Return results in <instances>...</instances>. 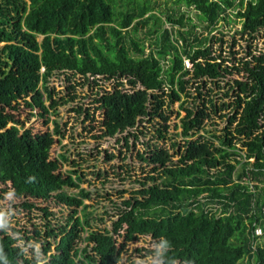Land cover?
Masks as SVG:
<instances>
[{"label": "trees", "instance_id": "16d2710c", "mask_svg": "<svg viewBox=\"0 0 264 264\" xmlns=\"http://www.w3.org/2000/svg\"><path fill=\"white\" fill-rule=\"evenodd\" d=\"M117 1L0 0V103L16 108L22 101L30 115L53 124L52 130L34 132L19 119L7 126L11 112L0 115L1 189L24 198L25 208H40L45 217L42 256H29L19 241L38 238L40 228L34 225L32 234L0 228V264H120L128 241L141 235H150L155 244L135 248L154 256L148 264H264V238L259 240L264 234V39L261 48L247 43L244 56L219 59L212 47L215 36L195 31L187 11L163 10L152 0H121L118 10ZM178 2L197 10L204 28L231 9L241 35L264 36V0H173ZM66 71L99 87L98 136L126 131L122 137L128 143L131 135L137 137L132 129L138 122L158 117L151 135L171 138L168 111L175 101L184 110L175 123L181 130L171 133L183 136L182 142H171L173 152L147 143L138 156L151 168L134 179L139 187L129 195L117 188L108 224L104 213L111 207L103 197L110 198L102 183L80 186L88 172L70 158L66 144L50 156L54 134L59 142L64 136L59 106L76 94L58 95L49 81ZM233 74L239 77L231 78L216 105L203 88ZM67 87L74 89L71 83ZM231 90L228 101L224 97ZM209 108H228L223 126L210 121L213 127H206ZM71 109L82 111L81 105ZM63 161L70 164L67 171ZM95 172L103 174L100 168ZM50 199L56 209L36 204Z\"/></svg>", "mask_w": 264, "mask_h": 264}, {"label": "rangeland", "instance_id": "374dc122", "mask_svg": "<svg viewBox=\"0 0 264 264\" xmlns=\"http://www.w3.org/2000/svg\"><path fill=\"white\" fill-rule=\"evenodd\" d=\"M152 1L163 10H165L166 6H173L179 12L181 10L187 11L186 13L190 16L192 23L196 24L194 28L195 31L202 32L203 35L208 33L209 35L215 36L212 47L215 54L221 53L219 59L224 57L231 61L232 58L246 55L247 43L249 42L258 48L263 47L264 36L257 35L256 38L251 40L248 38V35H241L240 32L237 31L240 28L241 22L235 17L233 12H231V9H228V13L225 14V17H220L214 25H211L209 28H204L205 22L200 18L199 12L193 6H187L182 2L173 3V0ZM121 5V0H118L116 9H121ZM164 25L168 28L171 27L169 22H165ZM139 33L140 35L144 34L143 30H139ZM253 45L251 48L255 50ZM185 64L190 65L191 63L189 60L185 59ZM69 73L70 71L60 72L59 74L53 75L49 81V84L54 88L58 95L69 97L73 93L76 94L72 100L59 106L58 115L56 117L58 118L62 131L64 132V136L59 142L57 139L59 135L54 134L55 142L51 147L50 156H56L61 149L60 144H66V146L72 151L70 158H74L78 161L82 166V170L88 172V179L82 181L80 186H93L100 182L102 183L104 191L108 192V197L110 198L109 201V199L107 200V196L103 197L106 203L109 204L108 207H111L109 214L104 213L106 218L105 223L108 224L110 219L114 217L111 200L118 201L117 196L120 194L117 188H124L125 191L123 194L126 196L129 195L131 190L139 187V183L134 179L143 177L151 168V165L141 161L138 156L140 152H143L148 148L147 143L155 142L169 148L170 152H173L175 147L171 145V142L173 140L182 142L183 136H173L171 133L181 130L180 126L175 127V123H179V118L184 114V110H179L180 101H175L171 106V111H168L169 117L166 120V129L170 132V134L167 135L171 136V138L158 139L151 135V133L154 132V125L158 126V121L160 120L158 117L154 118L151 122L147 121V119L138 122V125L132 129L137 132V137L131 135L128 138V143H126V140L122 137L126 134V131L119 132L112 137L98 136L101 132L102 113L101 109L95 107L98 102H96L94 98L96 96L95 90L99 87L92 85L91 83L88 84L83 82V78L78 74L72 76L71 73ZM232 77H239V74L226 76L223 80H218V83H212V81L209 80L207 84L211 86V91H208V85L203 88L204 92H209V95L214 97L216 105L221 104L220 96L223 95L222 92H224L233 82L231 79ZM100 82L103 81L100 80ZM70 83L73 84L74 89L67 87ZM106 84V88H110L111 82H107ZM188 87L192 89V91H195L194 85L188 84ZM229 93L232 95L224 98L231 101L233 99V91L231 90ZM46 103H48V101H46ZM12 104H15V101H12ZM76 105H81V112L71 109L72 106ZM208 110L210 116L205 119L206 127H213L210 124V121L216 122V127H221L225 124V118L222 113L228 111V108L219 109L215 112L210 108ZM7 112L12 113V117L8 120L7 126L14 124L13 119H19L24 122V127H29L34 132L48 129L52 130L53 128L52 122H45L43 117L30 115L28 109L23 106L22 101H20V105L16 108H11L6 105L5 102L0 103V115H4ZM54 116L55 115H51L50 117L53 118ZM138 128L142 129L144 133L140 132ZM237 145H239V142ZM78 152L81 154L78 155ZM108 154H113V156L107 158ZM177 158L178 155L174 154L173 159ZM69 167L70 164L68 162H62L63 171H67ZM98 168L103 170V174L99 176H97L95 172ZM2 187L3 185L0 184V228L5 229L8 233H12L11 230L13 228L15 230L20 228L21 233L23 230L28 229L29 233L32 234L34 225L37 226L41 229V235L38 238H35L33 234L32 237H29L28 239L22 238L19 239V241L25 246L26 252L29 256H32L33 254H39L42 256L40 240L43 238L44 233L43 223L45 217L42 218L43 211L37 207L30 209L23 207L21 202L24 198H18L10 191H3L1 189ZM65 188L68 191L76 190L75 187ZM84 201L90 202V200L85 198ZM36 204L38 206L48 205L50 209L57 208L52 199L47 201H37ZM66 213L67 211L63 212V214ZM63 214H59L58 212V216L61 220L64 218ZM15 235H18V233H15ZM263 235L260 236L259 240L264 238ZM118 240H121V237H118ZM1 244L2 243L0 242V246ZM154 245L153 239H151L149 235H141L135 241L130 240L126 245L127 249L121 254L120 261L123 262V264H148L151 260H155L154 256L151 254L144 255V250L136 251L135 248L139 246L152 247ZM41 263L42 261L38 262V264Z\"/></svg>", "mask_w": 264, "mask_h": 264}, {"label": "built area", "instance_id": "2783aa9c", "mask_svg": "<svg viewBox=\"0 0 264 264\" xmlns=\"http://www.w3.org/2000/svg\"><path fill=\"white\" fill-rule=\"evenodd\" d=\"M263 209H264V205H263ZM255 233H257V234H261L262 233V229H261V227L260 226H257V227H255Z\"/></svg>", "mask_w": 264, "mask_h": 264}, {"label": "clouds", "instance_id": "9594fccd", "mask_svg": "<svg viewBox=\"0 0 264 264\" xmlns=\"http://www.w3.org/2000/svg\"><path fill=\"white\" fill-rule=\"evenodd\" d=\"M149 236H150V235H149ZM150 237H151V236H150ZM151 239H152V237H151ZM124 251H125V250H123V251L121 252V254H122ZM120 260H121V257H120ZM120 260H119L118 263L123 264V262H121Z\"/></svg>", "mask_w": 264, "mask_h": 264}]
</instances>
